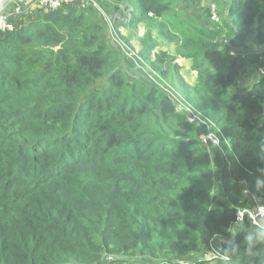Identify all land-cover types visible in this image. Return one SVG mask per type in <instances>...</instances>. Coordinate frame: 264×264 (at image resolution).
Returning a JSON list of instances; mask_svg holds the SVG:
<instances>
[{"label": "trees", "instance_id": "obj_1", "mask_svg": "<svg viewBox=\"0 0 264 264\" xmlns=\"http://www.w3.org/2000/svg\"><path fill=\"white\" fill-rule=\"evenodd\" d=\"M100 1L129 49L145 28L143 71L93 6L0 33V264H260L233 231L264 206V0H224L219 22L177 0Z\"/></svg>", "mask_w": 264, "mask_h": 264}, {"label": "built area", "instance_id": "obj_2", "mask_svg": "<svg viewBox=\"0 0 264 264\" xmlns=\"http://www.w3.org/2000/svg\"><path fill=\"white\" fill-rule=\"evenodd\" d=\"M75 0H40L39 4L43 7L42 12L51 11V10H57L59 8H62L64 6L70 5ZM85 2L86 4H89L100 12L101 16L103 17L105 23L107 24L108 28L110 29L109 35L111 38L118 44L119 47L125 52L126 55L133 58L138 67L141 68V70H144L143 63H138L137 59H139L142 62V57L138 55V53L134 50H131L128 48L126 43L122 40L121 37L116 32V29L114 27V21L110 15H108L105 10L102 8V5L100 4V0H81ZM211 9V19L214 22H219L220 16L217 11V6L213 3L210 6ZM15 30V26L9 22V20L6 18V16L0 14V33L6 32V31H13ZM259 72L264 75V67L260 68ZM165 88V87H164ZM171 97L174 100V104L176 106V110L178 112L184 113L188 121L192 123H198L202 124L204 123L205 126H207V131L202 132L200 135L201 139L205 144H213L216 146L220 145V138L217 136L212 130L209 129V120L207 118H204L201 113L197 111V109L191 105L184 97H182L179 92L174 90L173 88L168 89ZM238 218L239 220H243L245 216H248L251 220V223L253 226L264 222V206L261 205H254L250 209H244L238 212Z\"/></svg>", "mask_w": 264, "mask_h": 264}, {"label": "rangeland", "instance_id": "obj_3", "mask_svg": "<svg viewBox=\"0 0 264 264\" xmlns=\"http://www.w3.org/2000/svg\"><path fill=\"white\" fill-rule=\"evenodd\" d=\"M211 0H177V4L179 5L177 11L183 12L184 14L190 13L193 16H196L199 20L204 19V13L206 12L205 9H210L209 5L216 3L217 7L219 9L221 17L223 16L222 12L225 9V4L224 0H212V2L209 4ZM178 19L183 18V15H178ZM144 27L142 26L136 35H132V40H131V45L134 47L133 50L135 49L136 52H138L141 49V40L144 38V35H142V32L144 31ZM120 33L124 34V36L132 34V30L127 29V28H120L119 29ZM110 31V29H109ZM163 42V41H161ZM120 46V45H119ZM121 48V47H120ZM161 48L164 50H168L172 53L174 52L175 44L172 42L164 43L161 45ZM160 49L157 48L155 49V53H157ZM130 57V56H129ZM138 63H142L139 59L135 58ZM178 62L185 67L184 71H182V76L186 78L188 82H193V80L196 77V73H189L188 70H190L191 66V61L189 59H181L179 58ZM139 65V64H138ZM140 66V65H139ZM141 67V66H140Z\"/></svg>", "mask_w": 264, "mask_h": 264}, {"label": "clouds", "instance_id": "obj_4", "mask_svg": "<svg viewBox=\"0 0 264 264\" xmlns=\"http://www.w3.org/2000/svg\"><path fill=\"white\" fill-rule=\"evenodd\" d=\"M15 0H0V14H4L11 4ZM258 188H264V180H259L257 182ZM236 230L233 231L234 234H238L239 231L243 230L245 232L244 243L247 246L246 255L250 258H259L260 264H264V222L255 225L253 228L244 229L239 226V221ZM230 251L233 254L239 253V247L236 246Z\"/></svg>", "mask_w": 264, "mask_h": 264}, {"label": "crops", "instance_id": "obj_5", "mask_svg": "<svg viewBox=\"0 0 264 264\" xmlns=\"http://www.w3.org/2000/svg\"><path fill=\"white\" fill-rule=\"evenodd\" d=\"M40 0H15L13 4L9 6L6 12L2 15L6 16V18L13 24L14 26H18L20 23H30L36 21V19L40 16L43 11V7L39 4ZM75 7H92L89 4L81 0H75L72 3ZM101 4V1H100ZM109 15V14H108ZM113 19V18H112ZM126 18H119V22H125ZM114 21V19H113ZM142 26H140L141 28ZM140 30V29H139ZM139 32V31H138ZM145 34V29L142 32V35Z\"/></svg>", "mask_w": 264, "mask_h": 264}]
</instances>
